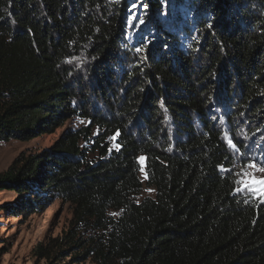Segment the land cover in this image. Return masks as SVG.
<instances>
[{
    "label": "trees",
    "instance_id": "obj_1",
    "mask_svg": "<svg viewBox=\"0 0 264 264\" xmlns=\"http://www.w3.org/2000/svg\"><path fill=\"white\" fill-rule=\"evenodd\" d=\"M132 2L0 0V141L90 120L12 160L0 191L20 197L7 209L69 202L66 245L93 264H264V201L236 193L229 142L245 147L221 125L264 136V0H141L140 29L128 26ZM98 104L107 115L92 114ZM94 125L90 161L80 142ZM139 156L155 195L136 201Z\"/></svg>",
    "mask_w": 264,
    "mask_h": 264
},
{
    "label": "rangeland",
    "instance_id": "obj_2",
    "mask_svg": "<svg viewBox=\"0 0 264 264\" xmlns=\"http://www.w3.org/2000/svg\"><path fill=\"white\" fill-rule=\"evenodd\" d=\"M69 63L76 68L77 73L84 72L86 65L84 59L76 57ZM105 110L103 105L98 104L92 114L107 115ZM89 123L88 118L72 116L52 133L28 141L17 139L0 141V173L11 164L21 151L39 152L48 148L64 130L80 128ZM235 123V128H239L238 133L230 125H226L224 119L221 121L225 133L236 135V138L245 147L243 151H240L229 142L231 153L235 158L232 170L237 181L236 193L251 195L247 189L240 191L243 188L241 182L264 181V136L258 137L257 134L249 136L248 131L240 128L243 125L241 120H237ZM103 131L104 128L94 125L90 129L88 138L80 142L81 146L85 147L86 158L90 161H95L99 157L98 151L93 149V144L94 138L98 134H102ZM104 143L107 144L109 151L118 147L115 135L108 134ZM141 157L143 156L138 157V176L142 187L136 201L146 196L154 197L155 195V188L146 184L145 163H140ZM142 167L143 171H141ZM257 187L264 189V184H259ZM251 196L264 201V197L259 194ZM19 197L15 191H0V264H93L90 258H75L82 254L80 246L66 245L65 233L70 228L72 218V205L69 202L55 199L43 211L24 216L14 215L7 207L16 202ZM107 213L113 216L117 214L113 210H109ZM81 235L83 238L87 237V234ZM39 245L41 248L37 250Z\"/></svg>",
    "mask_w": 264,
    "mask_h": 264
},
{
    "label": "snow or ice",
    "instance_id": "obj_3",
    "mask_svg": "<svg viewBox=\"0 0 264 264\" xmlns=\"http://www.w3.org/2000/svg\"><path fill=\"white\" fill-rule=\"evenodd\" d=\"M162 3V7L163 8H167V0H161ZM139 8L140 11H134V9ZM146 10H147V4L141 2V0H137V2H134L130 5L129 8V12L130 15L128 17V26L129 27H135V29H140L142 26H144L147 21L145 19V14H146ZM162 15L166 16L167 12H163ZM135 22V23H134ZM211 27V25H209V28ZM154 35L152 37V39H149L148 37L144 38L143 44L140 46H136L135 47V52L137 54H142L140 56H138V61H143L144 59H146V54H147V49L148 47L154 42ZM167 47V46H165ZM140 163L143 164L144 163V158L141 157L140 158ZM143 167L141 168V171H143ZM243 184V188L240 189V191L242 192L244 189H247L249 191V193L253 196H256L257 194H259L261 197H264V189H261L259 187H257V185L259 184H264V181H256V180H252L251 182H241Z\"/></svg>",
    "mask_w": 264,
    "mask_h": 264
}]
</instances>
